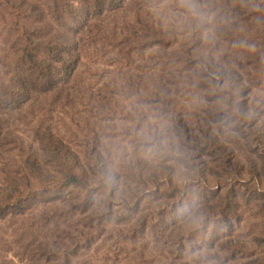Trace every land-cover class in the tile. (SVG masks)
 <instances>
[{"label":"rangeland","instance_id":"obj_1","mask_svg":"<svg viewBox=\"0 0 264 264\" xmlns=\"http://www.w3.org/2000/svg\"><path fill=\"white\" fill-rule=\"evenodd\" d=\"M192 3L195 13L181 0H127L123 8L98 21L101 27L95 42L74 50L80 62L69 83H60L54 90L38 87L21 112L0 114V191L10 178L21 177L27 158H39L54 170L34 139L36 128H52L81 152L84 164L87 147L98 146L109 168L118 174L114 177L120 190L117 200L145 198L142 210L154 215L147 240L141 232L127 242L121 240L124 254L119 261L114 251L104 261L112 243L100 240L90 251L72 257L70 264H129L127 260L135 256L141 264L144 250L145 264H264V0ZM52 27L58 30L55 24ZM2 28L0 19V34ZM61 32L75 35V31ZM6 49L0 37V52ZM200 53L205 61L214 60L229 73L240 74L238 84L224 88L226 94L220 92L219 83L207 78ZM235 85L246 87L240 99L227 95ZM239 104L248 109L243 120L235 110ZM210 111L214 115L221 111L222 127H218L226 140L239 137L241 144L236 145L239 158L235 159L205 151L209 167L215 169L206 181L189 177L179 152L188 138L186 126L206 127ZM245 154L258 163L257 172L250 171ZM153 165L164 167L158 179L149 174ZM95 186L102 190L96 197L101 206L107 189ZM226 192H231L236 215L234 229L225 234L247 245L237 258L235 252L210 246L213 221L211 230H203V219L210 218L206 205L219 204ZM161 210L167 218L162 223ZM195 212L203 231L192 245L180 249L172 233L186 222L192 224L183 215ZM28 214L0 220V264H50L42 260L44 245L70 243L80 225L81 217L52 203L44 207L42 202L38 211ZM162 254L170 261L163 260Z\"/></svg>","mask_w":264,"mask_h":264},{"label":"trees","instance_id":"obj_2","mask_svg":"<svg viewBox=\"0 0 264 264\" xmlns=\"http://www.w3.org/2000/svg\"><path fill=\"white\" fill-rule=\"evenodd\" d=\"M126 1L44 0L41 4L39 0H0V19L3 24L0 37L7 46V49L2 51L3 54L0 52V114L21 112L38 87L44 91L54 90L60 83H69L80 62V56L73 54L74 50L86 46L85 44L91 41L95 42L101 27L98 21L106 14L123 8ZM52 24H55L58 30H55ZM48 27H52L49 32ZM61 29L75 31L74 37L61 32ZM198 57L207 78L219 83L220 92L226 94L224 88L231 87L234 83L238 84L240 74L229 73L224 66L214 60L205 61L203 53ZM230 92L232 93L227 95L240 99L246 92V87L235 85ZM235 110L243 115L242 120L249 115L246 106L243 108L239 104ZM219 112L221 111H218L217 115L209 112L210 121L205 122L206 127L201 126L200 129L193 130L188 127L189 125L186 126L188 138L179 152V160L188 165L187 174L190 178L199 176L208 181V175L215 174V169L209 167L207 152H219L231 156L232 159L239 158V150L236 148V145L241 144L239 137L232 141L226 140ZM226 112L228 110L225 109ZM225 113L222 112L221 115ZM240 134L242 136L243 133L240 131ZM34 139L40 143L45 161L54 165V170L47 168L39 158H27L21 177L10 178L5 188L0 191V220H4L8 215L14 217L17 214L24 216L26 213H35L42 202L44 207L52 203L58 210L62 209L74 217H81L77 221V224H80L79 228L71 234V242L52 240L53 245L47 243L44 245L46 248L42 260L50 264H70L72 257H77L81 250L90 251L96 242L106 240L112 244L106 250L104 261L108 262L112 251L119 261L124 254L121 252L122 243L131 239V235L141 232L143 239L147 240L150 223L154 222L153 213L146 214L142 210L145 198L135 200L120 196L117 200L120 190L114 177H118V174L109 168L98 146L92 149L87 147L84 151L87 162L84 164L81 152L61 139L52 128H36ZM246 156L251 163L250 171L257 172L258 163L251 155ZM151 167L149 174L156 179L165 171L161 165ZM226 168L235 172L229 166ZM89 176L94 184H91ZM95 185L107 189L103 193L105 199L101 206L97 205L96 197L102 190H97ZM230 193L222 195L223 200L219 199V204L206 205L210 218L203 219V230L210 229L213 221L214 228L211 232L215 238L212 236L210 246L223 253L235 252L233 258H237L246 252L247 245L245 246V241L234 238L232 234H225L228 230L232 231L235 226L234 199L233 197L231 199ZM162 210L158 214L160 223L167 220L162 215L164 212ZM195 213L183 215L185 219L190 217L189 220H193L192 224L184 222L185 224L175 228L176 234L172 233L174 230L171 232L177 236L176 243L180 249L192 245L198 233L203 231L197 226L196 221L200 217ZM226 238L228 240H225ZM73 249L72 254L70 251ZM141 254L143 262L141 264H145L143 259L146 255L145 250ZM161 256L163 260H169L168 256L164 254ZM181 258L184 259L183 256ZM152 261L154 263L155 260ZM127 262L140 263L136 256Z\"/></svg>","mask_w":264,"mask_h":264},{"label":"clouds","instance_id":"obj_3","mask_svg":"<svg viewBox=\"0 0 264 264\" xmlns=\"http://www.w3.org/2000/svg\"><path fill=\"white\" fill-rule=\"evenodd\" d=\"M182 4H187V6L192 10L194 13L196 12V5L192 3V0H181Z\"/></svg>","mask_w":264,"mask_h":264}]
</instances>
